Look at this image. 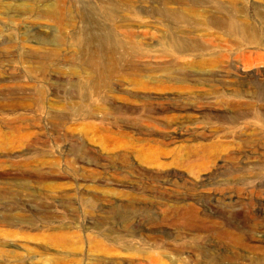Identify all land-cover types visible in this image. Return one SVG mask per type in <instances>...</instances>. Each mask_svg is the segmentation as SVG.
Segmentation results:
<instances>
[{
    "label": "rangeland",
    "instance_id": "rangeland-1",
    "mask_svg": "<svg viewBox=\"0 0 264 264\" xmlns=\"http://www.w3.org/2000/svg\"><path fill=\"white\" fill-rule=\"evenodd\" d=\"M106 1L0 0V141L7 143L0 219L21 212L13 205L51 216L0 225V264H264V105L226 86L256 85L264 100V45L237 49L202 24L207 9L190 5L186 12L202 26L174 32L206 50L177 55L183 69L173 75L156 69L170 60L162 56L170 42H161L174 32L151 12L175 0ZM111 1L121 6L115 18ZM209 1L217 2L193 3ZM218 2L246 9L250 22L264 10V0ZM53 3L62 10L47 15ZM99 25L114 29L120 43L133 35L137 45L104 83L86 67L98 61L90 41ZM118 193L142 198L134 203ZM163 203L172 217L163 215ZM125 207L154 220L138 218L132 233L119 224L113 234L106 212ZM58 232L72 236L68 249L51 245ZM160 237L163 248L153 246ZM95 242L113 252L97 251Z\"/></svg>",
    "mask_w": 264,
    "mask_h": 264
},
{
    "label": "bare ground",
    "instance_id": "bare-ground-1",
    "mask_svg": "<svg viewBox=\"0 0 264 264\" xmlns=\"http://www.w3.org/2000/svg\"><path fill=\"white\" fill-rule=\"evenodd\" d=\"M193 1H191V0H179V1L175 0V2H171V1H168L166 3L163 2V4L161 3L160 7L156 8V9L154 8V10L151 12V15H152L153 18L156 19V21L158 23H160L161 25H163V26H165L167 28H170L174 32V31L178 30L179 26L181 27L183 25H185V26L187 25V26L195 27V26L201 25V24H198L197 22L192 20V17L189 15V13H187L188 11L186 12V7L191 5V6L195 7V8H197V10L204 7L208 11V16H206V19H205V21H203L202 24L206 25L207 27H210L211 29L213 28V29L217 30V32H219V33H222V34L226 35L230 39V41L232 43H234V45H235V47L237 49L240 48V47H243L244 44L245 45H264V10H260L258 8L255 10L254 20L255 21L257 20V24L259 25L257 27L256 24L254 23L255 21L254 22H250L253 19H251L249 17V15L245 12L246 9L245 10L241 9L242 7L240 9H236V8L235 9H231V8L228 9L229 7L226 8L225 5L223 3L218 2V0H217L216 3L215 2L213 3L211 1L202 2V3H200V2L199 3H193ZM200 1H202V0H200ZM203 1H205V0H203ZM195 2H196V0H195ZM103 3L106 4V5H109L110 2H108L106 0H103ZM171 3H174V4L178 5V7L174 8V9H171V7H169V4H171ZM233 5H234V3H233ZM21 6H22L23 9L29 10L28 6H26L25 4H22ZM119 6H120V4L116 5L114 2L111 1L110 8H112V9H110L108 11H109V14H112V17L115 18L117 16V13L119 12V11H117V9L119 10V8H118ZM229 6H231V5H229ZM60 8L61 7L58 6L56 3H53V4H51V5H49L47 7V9H46L47 11L45 13L47 15H57L58 12H60L62 10V9L60 10ZM238 8H239V6H238ZM197 21H198V19H197ZM123 22H124V20H123ZM97 28L100 31V34L97 36V38H93L92 41H90V44L92 45L93 49H94V43H96L95 50H94V52H92L93 55H90V58H93V59L94 58H98V61L93 62V64H92L93 60L92 61L89 60V63L86 64V67L88 69L92 70L97 75L98 79L101 80L102 83H104V81L107 79V77L113 76L117 71L120 70V65H121V62L123 60H125L126 58L129 59L128 58L129 55L130 56L131 55L134 56V55L137 54V51H136L137 50V45L134 43V41H136V40H134V36L133 35H127L126 38H128L131 42H130V44H124V43H120V41L117 42L114 39V36H116V35L111 33L112 32L111 30H114V29L106 30L105 27H102L100 25ZM170 36H171V34L168 35V36H165L162 39V42H161V43H163V41H169L170 42V44L166 43L165 45H167L169 48H172V49L168 50V52H167V50H165L163 55H162L165 58H170V60H169V62L164 63L163 65L161 64L160 67H158L156 70H162L164 72H170L171 74L174 75V71L175 70L181 71L183 69V67L179 64V61L177 60L179 55H183V54H187V53H194V52L201 54L202 52H204L206 50V48H205V46H203L204 44L202 45L201 41H197V40L191 41L192 42L191 44H187V39L188 38L187 37H183L181 35L179 36L176 32H174L173 36H171V37ZM95 39H96L97 42H94ZM86 44H89V43L87 42ZM126 45H128V48L126 47ZM254 47L255 46H253V48ZM138 56H140V54ZM243 58H244V56H243ZM131 59H133V58H131ZM248 66H251V64L249 63ZM137 69H138V67H137ZM133 70H134V68H133ZM209 82L210 83L213 82V79L209 80ZM100 86L103 87V84L99 85L98 87H100ZM226 86L227 87H230V86L234 87L235 86L234 89L231 91V94L234 97H236L238 99L249 97L252 100H255L256 102L259 101L261 104L264 105V100L262 99L263 97L261 96V98H260V93L257 91L256 85L253 86L252 90H250V88H245L246 84L244 82H241V81H237V84L236 83L235 84H231V83L228 84L227 83ZM246 87H249V86H246ZM260 89H261V87H260ZM261 90L263 91V89H261ZM225 99H223V100H225ZM256 102H254L252 105H254ZM108 103L106 101V104H108ZM140 117L150 118L149 115L148 116L145 115L144 111H141ZM5 145H7V143L0 141V149H4ZM177 165H179V164L177 163ZM190 173H192V172L190 171ZM49 186L51 187L52 185H49ZM110 195H111L110 192H107V191L104 190L103 196H104V198L106 197L105 200H108V197H110ZM112 195L115 196V194H112ZM116 196H120V197L121 196H126L132 202L137 201L140 198H142L141 195L140 196H136L134 193H132V194H129V193H127V194H119L118 193V194H116ZM0 200L1 201L3 200V195H1V193H0ZM1 206H5V203L4 204L0 203V207ZM162 206L165 209V210H163L164 212L162 211L163 215L165 216V218L167 217L166 214L171 216L170 213L169 214L167 213L171 209V208L169 209L168 203H163ZM180 206H181V202L180 203L177 202V203H175V207L174 206L173 207L174 208L178 207V209H179ZM6 207H8V206H6ZM92 208L93 207L90 206V209H92ZM10 209H11V211L18 210V211H21V212H19V213H11L8 216L4 217L3 219H0V225L7 224V225H10V226L20 227L27 220H30V222H31L30 224L32 225L33 222L35 221V219L51 218V216L46 215V213L39 212V211H34L33 214H31V213L27 214V212L24 211L20 207V205H13V207H10ZM178 209H175V210H178ZM172 210H173V208H172ZM106 215H107L106 219L110 221V223H109L110 224V231L113 234L119 232V224L121 225V227L123 229V230H121V232L130 233L131 229L133 227V223L138 218H141V219H143V220H145L147 222H151L152 220H154V216H152L147 210H145V211H142V210L141 211H137L136 209H134V207H132V208L125 207V208H123L121 210L110 209L108 212H106ZM71 237L72 236L69 235L66 232L54 233V234L51 235L50 243L53 246L55 245V246L67 247V249H68L67 245L70 244ZM78 237H79V235H78ZM161 237L157 238V239H154L153 246L158 247V248H163L162 245H163V243L166 244V242H164V239H162ZM113 239H114L115 242L122 243L123 244L122 246H125L127 251H134L133 250L134 246L125 237L114 236ZM3 242L4 241H2L0 239V244L3 243ZM69 246H71V245H69ZM73 247H74V245H73ZM93 248L97 249V251H99L101 253H105V254H109L110 251H111V253L113 252L112 248L107 247L106 244H103L102 242H95ZM17 264H23V263L21 261H17ZM205 264H212V260L211 261H205Z\"/></svg>",
    "mask_w": 264,
    "mask_h": 264
}]
</instances>
